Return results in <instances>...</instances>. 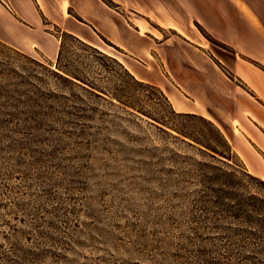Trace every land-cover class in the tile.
Instances as JSON below:
<instances>
[{
  "label": "rangeland",
  "instance_id": "1",
  "mask_svg": "<svg viewBox=\"0 0 264 264\" xmlns=\"http://www.w3.org/2000/svg\"><path fill=\"white\" fill-rule=\"evenodd\" d=\"M48 65L0 43V264H264L234 201L204 182L223 163L116 96L225 151L207 118H175L154 91L87 93Z\"/></svg>",
  "mask_w": 264,
  "mask_h": 264
},
{
  "label": "crops",
  "instance_id": "2",
  "mask_svg": "<svg viewBox=\"0 0 264 264\" xmlns=\"http://www.w3.org/2000/svg\"><path fill=\"white\" fill-rule=\"evenodd\" d=\"M113 1L119 9L103 0H0V41L56 63V28L79 37L160 87L178 113L214 122L264 180V0ZM104 38L123 56L107 52Z\"/></svg>",
  "mask_w": 264,
  "mask_h": 264
},
{
  "label": "trees",
  "instance_id": "3",
  "mask_svg": "<svg viewBox=\"0 0 264 264\" xmlns=\"http://www.w3.org/2000/svg\"><path fill=\"white\" fill-rule=\"evenodd\" d=\"M103 1L112 8H119V5L113 0ZM54 34L61 40V49L57 62L54 63L48 60L49 65L47 68L56 78L70 83L75 87H79L87 93L97 94L100 97L104 94L108 95L109 93L126 95L133 88L154 91L159 94L161 99L167 104L169 113L175 118L199 117V115L195 114L178 113L174 109L168 96L160 87L137 79L116 57L105 53L71 33L62 31L60 28H56ZM104 40L108 45L114 47L118 51H122L107 39L104 38ZM69 41L80 47L84 51V54H82L79 49H76L72 50L73 57H69L67 55ZM0 43L12 48L2 41H0ZM12 49L17 50L15 48ZM77 64H79L78 67L76 66ZM95 69L99 71L96 75L101 76V72H103L108 75L107 78L111 77V81L115 82L112 89L100 86L96 78L90 73H94ZM229 76L231 75L229 74ZM129 97V99H131L132 95L130 94ZM116 100L126 108H131L152 118L156 122V125L162 130H173L178 134L193 139L209 149L211 151L210 155L216 161L223 164H212L210 166L212 172L210 175H205L204 182L210 184L212 187L211 190L218 193L219 198L225 197L230 201H234L230 205L228 204L231 216L246 222L249 226L248 229L246 228V232H249L252 237L259 238L264 244V197L262 196V193H264V180L249 172L244 161L233 149L226 135L214 122L209 120L216 128L218 141L225 148V151L221 150L218 146L206 144L196 138V136L184 132L179 126L172 124L165 117L156 118L151 116L148 112L140 108V106L134 102H130L131 100H124L120 96H116Z\"/></svg>",
  "mask_w": 264,
  "mask_h": 264
}]
</instances>
